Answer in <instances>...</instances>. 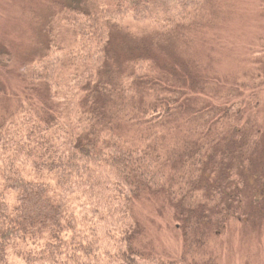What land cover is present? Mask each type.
I'll use <instances>...</instances> for the list:
<instances>
[{"label": "trees", "instance_id": "trees-1", "mask_svg": "<svg viewBox=\"0 0 264 264\" xmlns=\"http://www.w3.org/2000/svg\"><path fill=\"white\" fill-rule=\"evenodd\" d=\"M216 1L71 0L59 10L48 29L57 69L45 48L22 70L29 93L0 113V264H220L226 229L263 218L264 70L228 106L165 87L184 84L173 67L152 79L151 45L202 26ZM110 41L131 51L124 74L107 67ZM159 197L174 249L158 250L141 221V204Z\"/></svg>", "mask_w": 264, "mask_h": 264}, {"label": "rangeland", "instance_id": "rangeland-1", "mask_svg": "<svg viewBox=\"0 0 264 264\" xmlns=\"http://www.w3.org/2000/svg\"><path fill=\"white\" fill-rule=\"evenodd\" d=\"M70 1L0 0V54L11 56L9 62H0V113L10 107L13 96L29 93L30 87L22 76V70L27 62L42 56L45 48L50 50L47 53L49 65L46 67L51 71L57 69L62 54L57 53L58 47L54 49V38L48 29L54 26L55 15L68 7ZM211 7L212 15L203 20L202 26L187 32L184 38L172 39L161 44V47L151 45L153 55L149 58L157 70L152 79L162 83L159 78L171 74L170 68L173 67L177 77L182 76L184 84L178 86L164 82L165 87H181L186 97L197 98L203 105L228 106L236 100L226 99L230 94V98H237V92L261 86H246V80L254 70H264V58L257 53L259 44L264 40V0H217ZM126 17L131 20L127 15L120 19ZM131 37L132 43H135V35ZM147 41L152 42L153 39ZM113 43L110 41L109 50L114 49L116 55L110 53L111 61H108L109 57L106 59L107 67L113 73L115 69V75L124 74L128 69L124 62L133 56L125 42ZM111 62H114L113 66ZM186 62L191 64L188 68L183 64ZM191 80L194 81L193 87L190 86ZM258 89L262 113L260 121L264 122V85ZM246 92L249 94V91H245L239 95H246L247 99ZM69 200L78 227H83L86 224L83 215L73 204L80 203L72 197ZM167 208L165 200L160 197L147 203L144 201L140 208L141 221L158 250L174 249L179 245V237L173 230L174 216L167 212ZM215 246L220 264H264V211L263 218L255 221V224L232 223ZM9 261L11 264H23L13 255Z\"/></svg>", "mask_w": 264, "mask_h": 264}]
</instances>
